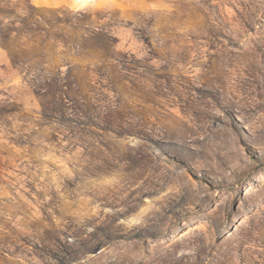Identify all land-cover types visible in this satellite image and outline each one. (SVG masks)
<instances>
[{
  "label": "rangeland",
  "instance_id": "1",
  "mask_svg": "<svg viewBox=\"0 0 264 264\" xmlns=\"http://www.w3.org/2000/svg\"><path fill=\"white\" fill-rule=\"evenodd\" d=\"M0 264H264V0H0Z\"/></svg>",
  "mask_w": 264,
  "mask_h": 264
}]
</instances>
